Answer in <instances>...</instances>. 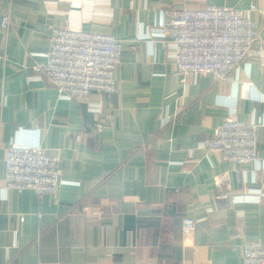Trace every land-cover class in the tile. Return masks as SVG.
<instances>
[{"label":"crops","instance_id":"1","mask_svg":"<svg viewBox=\"0 0 264 264\" xmlns=\"http://www.w3.org/2000/svg\"><path fill=\"white\" fill-rule=\"evenodd\" d=\"M250 3L264 7V0H0V264H244L242 245L264 243V195L253 192L264 194V126L255 164L198 147L232 108L244 121L264 115V58L243 61L231 84L184 75L159 28L173 10ZM253 17L264 51V17ZM54 27L122 41L115 92L59 97L35 71ZM14 142L41 143L60 157L56 194L2 189ZM186 217L197 220L188 235Z\"/></svg>","mask_w":264,"mask_h":264},{"label":"built area","instance_id":"2","mask_svg":"<svg viewBox=\"0 0 264 264\" xmlns=\"http://www.w3.org/2000/svg\"><path fill=\"white\" fill-rule=\"evenodd\" d=\"M264 7L250 3L248 8L207 5L204 8L173 10L162 19L159 34L169 46L178 70L184 75H212L223 83H235L233 75L245 60L264 58L259 44L260 20ZM10 23L6 17L3 24ZM122 41L108 33L54 27L50 49L44 63L35 71L46 76L61 99L88 100L93 93L108 94L117 90L115 71L121 63ZM245 89L252 87L244 83ZM264 126V115L244 121L232 108L214 133L204 139L199 149L218 152L238 165L259 161L258 132ZM99 129L102 125L98 124ZM77 140L82 139L77 135ZM60 157L47 152L41 143L28 145L14 142L6 150V176L2 189H32L37 194H56L60 183ZM220 184L221 181H218ZM260 195L263 188L253 190ZM92 210L85 207V213ZM102 217L101 211H94ZM197 220L186 217L183 230L191 234ZM244 264H264V243L253 241L242 245Z\"/></svg>","mask_w":264,"mask_h":264}]
</instances>
